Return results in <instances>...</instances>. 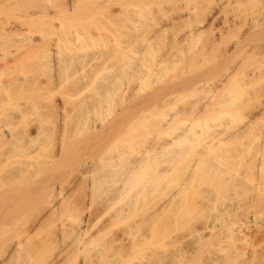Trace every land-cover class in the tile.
Returning <instances> with one entry per match:
<instances>
[{"label":"bare ground","instance_id":"1","mask_svg":"<svg viewBox=\"0 0 264 264\" xmlns=\"http://www.w3.org/2000/svg\"><path fill=\"white\" fill-rule=\"evenodd\" d=\"M24 1H28L25 2L27 6L29 2L31 4L29 7H25L21 9L23 10V12L19 13L20 10H18V7L20 3L24 4L22 0H0V51H4L5 53L6 51H8L12 53L10 51L12 47L13 51L16 52L14 50L15 46L16 49L20 48L18 44L23 42L22 45H26V44L29 45V46H25L26 48L24 53L22 55H20L21 54L20 53L18 55L20 57H18L17 54L13 53L16 57H14L13 54H11L10 57L12 56V58H10V60H13L15 62V60H17L18 58L20 60L24 58H28L29 60L32 61V63L29 62L31 63V66H34L33 62L35 61L37 63L38 69L30 66L31 68L34 69H31L29 72H31L32 70L33 71L35 70V72L36 70H39L43 72L41 74L46 75V77L48 78L51 77L56 78L61 74L64 75V72L66 73V69L71 65L72 61H74L75 58L73 54L68 55V53L69 51L71 52L75 49L72 46H75V39L77 38L80 39V36L75 35V33L72 34L74 31L70 33V35L72 34V36L68 34L58 35L57 41L54 40V45L52 44V46L50 45L51 43L50 44L47 42L42 43L41 41H38L39 39L37 40L34 38L36 40L35 42V40L32 39L33 36L32 38H30V36L28 37V35L29 33H32V28L33 31L36 29L35 27L37 23L35 24L34 21L37 22L36 20L40 16V15L37 16L38 11L35 10L38 9L37 3L40 4L41 11L43 10L45 13L46 12L48 13V11L50 12V8H52L53 6L52 5L53 0H39L40 2L37 1L36 4L35 2L33 3L34 0H24ZM116 1L120 4V6H117V8L120 7V9L118 8L117 11L120 14L116 12V15L118 14L116 20H118L119 22L117 21L116 24L114 23L115 24L114 31L116 30L115 28H118L117 31L114 32V35L115 33H118L121 29H124V27L126 26L128 27L130 25L129 23H131L130 26L132 28H130V26L129 28L126 27L127 29H131L130 33H127L128 37L126 36L128 39L124 35L126 34L125 31L129 32L127 29L125 31L121 30L119 32V33L124 32L123 35L119 33L118 35H115V38L117 36V39H115L114 41L116 45L115 62L117 65L114 66L115 68L113 67L114 71L112 73H101L99 75V76H103L104 81L98 83L94 87L96 89V91L94 92L96 93L97 96L95 95L94 98L95 101H92L91 106L86 105L87 103H83L78 108V120L76 122L78 125V127L76 128L77 132H73V133L71 132V134L68 135L67 131L64 129L67 115L62 113L63 108L61 109V107L58 106V104L53 102L50 104L48 102L49 105L46 104L47 105L45 106L46 110L44 109L45 113L44 114L41 113L40 119L38 121L39 123H38L37 131L39 133L44 132L45 131L44 126L48 124L56 125L58 123L60 127V129L58 130V135H59L58 139L56 138L57 141L59 142L55 143L56 145L54 144L56 149L53 150L54 147L52 146V148L49 150V153L46 154V156L43 159L41 158V163L43 162L42 164L44 167L45 165L48 167L52 166L53 164H55L65 156L66 146L68 145L67 140L71 141L72 135H74L72 136L74 138L76 135H78L79 138L82 136L80 139L91 140L97 147V150L91 155L92 157L90 158L89 161L88 160L86 162L83 161L84 163L82 162V164L78 166L76 165V167L73 169V172L75 173V177L72 178L71 183L73 184L71 185L69 184L70 188L74 186L73 194H65L66 192L64 193L65 188L63 187V183L56 184L52 179H48V178L43 180L42 184L40 183L39 186L31 185L34 183L28 184V186L26 185L24 189H21L22 191L19 189L21 186H19V188H17L18 185L15 186L16 185L15 182H17V184L20 183L22 177H24L22 178V180L25 179V181L23 182L26 183L27 180L26 178L31 177L32 179V177H35L41 172L39 169L40 165H42L40 164V161L38 160L39 161L38 162L35 159L38 162V164H40L37 165V163L34 162L35 160L33 159L31 160V157L33 155L32 151L23 148L24 145L27 146V142L28 144H30L32 141L34 142L36 140L38 136L37 135L38 132L36 131V133L32 135L29 131L23 129L25 127L22 128V130L24 131L22 130L19 131L18 129L16 130L17 124L11 119H9L11 118V116H9L6 120L0 119V150H4L3 152L0 151V196H4V202L2 199L3 197L1 198L2 200L1 202L3 203V205L5 204V206L3 207L5 208L3 209L4 213L0 219V264H66V262L67 264H100V259L103 257L104 253L108 251H112L117 256L125 254L130 247L129 237L130 238L131 236L135 237L140 227H143L146 231V233L143 234L144 236L143 242L146 245L143 246V253L141 259L138 262L132 264H186L193 261L194 257L199 253V250L204 245L209 246L207 250V255L202 262L196 261L195 262L196 264H225V261L228 258L230 259L232 257L235 260H239L240 257H243V260L240 261V264H245L244 262L247 263L249 261H253L257 257V254L253 252L247 254L243 247L246 241L245 240L246 233L244 231V227L246 224L245 221L237 222L235 220H226L224 218V214L228 213L229 210L225 209L222 212H216L215 211L216 209H213L212 204L209 203L210 199L207 194L203 195L204 199L203 201H201L200 204L192 203L190 199L187 197L188 193L193 192L197 187L201 186L200 182L206 181L213 174H216L213 170L216 169L218 162L216 163L214 162V156L212 155V152L210 150L204 149L205 142L208 141L213 142V138L208 141L202 140V135H204L205 130L208 129L206 126L210 124L209 122L207 123L205 119L196 117V120L193 121H189V122H186L184 120L181 121V123H178L176 127L177 130L175 131L167 130L168 131L167 134L170 136V138L161 144V148L163 152L162 156H164L165 157L164 159L167 160L166 162H168V166L162 169L161 171H159V173L155 176L157 178H153V177H148L147 172L150 167L149 158L155 147H152L153 145H151L150 143L144 144L139 148L138 146H136L138 143L136 145H134L135 143L133 144L132 140L134 137L133 136L134 131L131 130L132 129L131 127L129 128L130 126L129 124L127 126L129 129L125 127L127 123H130L131 121L129 122L127 121V123H125L124 126L125 128H123L122 130L123 131L126 129L127 131L131 130L132 134L130 131H128L124 133L125 136L123 135V138H121V136L116 137L113 133H110V131L108 132V131L100 130V128L96 124V121H102L103 118L105 117L106 111L102 107L104 101L110 103L112 101L111 99L113 98V96H115L116 98L118 97L117 94L120 97L124 98V93L127 91L126 86L124 85L126 79H129L131 81L133 80L129 84L131 83L134 84L135 81L139 82V84L135 82L136 85L131 84L133 85V88L134 86L137 88L138 86H140L139 88L143 89L142 88L143 85L149 83L148 82L149 80L151 81L152 79H154L153 76L157 75L159 77V73H161L164 70V68L166 69L164 65H160L159 63L158 64L156 63L154 66H149L147 64L149 58H147L148 59L147 61L146 52L147 50L149 52V46L152 43L153 37L154 36L156 37V35L158 36L161 32L163 33V31L165 32L166 29H167L166 31H168L169 28H171L173 31L175 30L177 31L176 38L175 39L173 38L174 41L172 40V44L176 43L175 44L176 46L181 44V46L179 45L180 47H185V46L188 47V45L186 44L191 43L190 48H192L194 47L193 46L194 43L200 42L201 45L206 46L205 48L207 47L209 48V46L211 45L214 47V45L217 43L224 44V46L221 45L222 47H220V50L218 49L220 53L217 51L219 55H217L216 54L217 52L215 51L216 52L215 54L217 55V59L215 57L216 63L217 62H218L217 64L219 63L222 64L223 62L224 64L226 63L225 66H223V70H221L220 75L218 74L219 76V77L217 76L218 79L215 78L214 79L215 81H213L216 82V84L214 83L215 85L213 84L214 86H211V89L210 86L209 88L208 87L203 88V86L202 87L194 86L190 88L192 89L191 90L192 92L188 88L190 91L189 93H192L193 98L194 99L195 97L197 98V101L194 102L197 103L195 104L196 105L195 109L197 110L194 111L196 114L200 111L201 112L204 111V109H207V111L217 109L218 107H219L218 109H220L222 108L221 106L224 103L227 105L230 102L229 99H231L232 101V99L234 98L237 99V97L244 94L243 93L244 90L240 88L241 87L240 84H237L238 82L241 83V81H237V80H242V82H245L246 80L244 84L247 85L246 84L247 81L248 83L249 82L252 83L251 80L249 81L248 78L255 77L256 80V77L260 78L261 75L264 74V68L262 69L261 72L260 71L258 72L256 70L257 66L254 67L255 64L256 65L258 64V66L261 63L262 65L264 64L263 61L261 63L258 62V60L262 57V54L264 56V39H262L264 38V34L261 39L256 37V34H259L260 29L264 26L263 23L261 22L264 19V7H263L264 0L263 1L260 0L261 2L260 5L263 3L261 7L259 6L260 8L258 7L256 9L255 8L256 5H253L254 6L253 7L252 4H251L252 9L246 8L248 10L247 12L250 13L248 15L252 14L250 19H249L250 16L248 17L247 14H245L246 16L244 15L241 17L242 20L240 19V17L236 16L240 20L237 21L235 17L234 19H231L232 21H230L229 24H226L225 26L226 29L224 31L219 30L221 27L218 29L217 27L214 26V22L218 19L217 14L222 9L221 0H198L199 2L195 0V5H196V1H197V5L200 4V1L202 2V4L204 2L205 5H203V7L199 5L201 8L196 5L198 7L197 8L194 5V2L192 5L191 4L189 5L188 3L189 1L191 2V0L189 1L186 0V2L188 1L187 3H183L181 0H176V3L179 2V4L177 3L178 5H176L175 2H172L173 3L172 5L173 6L176 5L178 7L179 12L174 13L175 14V15L173 14L174 17H170L167 19H165V16L164 19H162L163 16L161 15V12H163L164 9L163 10L158 9V10H162L159 13L157 9H154L152 7L154 5L152 3H151L152 4L151 8L153 11L151 9H147L149 7L146 6H145L146 8H144V6L142 8L138 6L141 9L137 8L136 6L135 8L132 9L131 8L132 6L134 7V5H137L135 3L134 5L129 4V7L127 3H125V6L127 5L126 6L127 8L125 7L126 9H124L123 7L124 0H116ZM180 1L182 3H180ZM224 1L227 2L225 5L227 7L229 4H234V5L237 4L235 7L238 6L237 8L239 10L234 8V6L232 8L230 7L231 10H235L238 12L241 11L242 13V11H244V8L242 10L240 5H245L244 7H246V5H249L251 2H255L256 0H223L222 3ZM136 2L139 3L138 0ZM163 2L162 3L159 2V3L163 4ZM157 3L155 5V8H157L156 7ZM166 4H169V2H166ZM166 4L164 2L163 5L166 6ZM255 4L259 5L258 0L257 3ZM172 5H169L170 7H168V10H171L169 8H171ZM173 6L172 8L174 9L175 7ZM219 6L220 8L218 11ZM143 8L145 12L147 11L149 12L151 10L150 11L151 14H154L155 13L154 10H157L158 11L157 13L159 15L158 14L155 15V17L158 16L159 18L160 15L162 17L160 16L161 19L159 18V20L156 19L157 21L155 20V23L153 20L154 24L152 25L154 26L150 27L151 34L147 33L146 35L148 36L147 37L145 36L143 37V39H141L142 40L141 47L134 48V44L137 43V37L139 38V36L137 35L142 34V32L146 31V29L144 28L145 26L144 23L146 19L149 18L148 16L146 18L145 14L142 11ZM123 10L125 11V14L126 11L128 10L127 11L128 15L123 14L124 13ZM41 11L39 13H41ZM65 12H67V9ZM129 12L132 13V15L133 13L136 15H134L133 17ZM238 12H236L237 15ZM171 14L172 13H170V15ZM124 15L128 19H126ZM36 16L37 19L35 20ZM150 17L152 18L153 16ZM118 18L120 19L124 18L125 21L124 20L121 21L122 19L120 20ZM116 20H114V22ZM149 20L152 21V19L150 18ZM126 21L127 23L129 21V23L127 25H124ZM148 22L150 21L147 20L146 25L149 24ZM120 23L123 24L120 25L122 27L119 26ZM261 23L263 26L261 25ZM33 24L35 25V27H32ZM39 24L41 25V21H39ZM244 24H247L246 27L248 26L246 29L245 27L243 28ZM257 26L259 31L257 33L256 31L255 32L253 31L254 33L253 35L251 30L252 29L256 30ZM225 27L222 28L224 29ZM56 28L57 27H55V31L56 30L57 31L55 32V34L58 32V29ZM43 29L44 27H42V31ZM141 29H144V31L142 30L140 33L137 32L138 34L135 33V31ZM242 29L245 30L242 31ZM52 30L54 29L52 28ZM261 30L263 31V29ZM133 32L135 35H132ZM175 32L174 34L172 32L171 33L175 35ZM249 32H251V34L254 36L253 38L256 39L258 38L257 40L254 39L255 40V41L253 40L254 42L251 41L252 43L250 45L248 44L249 42H247L248 40L247 38L249 37L247 36V33ZM123 37L127 41L124 40ZM58 40H62L61 42L62 44L59 43ZM77 42L76 45L78 44ZM91 42H92V46L93 44H96V42L94 41ZM87 43L89 44V41ZM84 44H86L85 41L81 45L83 46ZM174 48L175 50L178 49L177 47ZM185 48L182 49H184L186 52ZM214 48L210 47L211 50L210 49L206 50L203 48V50L206 51V53H208L207 51L211 52L213 51L212 49ZM63 49H69V51L67 50L68 52L64 53ZM178 50H176L177 53L179 52ZM193 50L196 51L197 49L196 50L193 49ZM100 51L101 50H99V52ZM204 51L201 52L205 54ZM238 51H240L242 55L244 54L242 51L247 52L249 56L252 54L255 56L258 55V60H257L258 63L254 62L256 60L253 61L250 60L252 61V63H255L253 66H251L252 67L251 69L254 70L247 68L249 69V71L246 69L245 71L247 72L245 71L242 72L243 69L241 67L242 71L240 72L238 71L240 70V68L237 69V67H240L238 65V63H240L238 62L239 60L236 59V61L235 60L232 61L234 54L235 53L239 54ZM185 52H183L182 54H173L174 52H171L172 54H169L171 60L167 56L169 58L168 61L173 64L185 63L187 61V59L184 57L186 56V54L183 55ZM73 53L75 54V52ZM100 53L103 52L101 51ZM7 54L8 53H6V55ZM193 54L194 53L189 55L193 56ZM215 54L214 56H216ZM241 54L239 56H242ZM248 55L245 53V56L248 57ZM199 56L202 57L201 54ZM92 57L97 58L95 54H92ZM195 57L196 54L194 55V58ZM194 58H190V60ZM262 58L264 59V57ZM207 59H211V58H204L203 61L204 60L206 61ZM194 60L196 62L200 61V60H196V58ZM3 61H4V66L5 65L7 66L9 61L2 60V62ZM15 63H12V67L13 64ZM152 64L153 63H151V65ZM2 66L3 63L2 65H0V67L2 68ZM9 67L11 68V64ZM186 68L187 67L185 66V69ZM3 70H1V72ZM28 70L29 69H27V71ZM31 74L33 76H29V75L27 76L33 78L35 75L32 72ZM85 76H86L85 71L76 74V78L77 77L79 78L77 79V82L75 84V87H77V94H79L78 92L81 91V87H84L83 85H81L79 80L81 78H84ZM29 77H27L28 79L27 78L25 79L30 83L32 79H30ZM160 77L162 78V75ZM36 78H38V75H36ZM124 78H126L125 81L123 80ZM182 80L185 81V77ZM35 81L34 84L38 83L37 80ZM234 81L235 82L237 81L236 86L237 88L238 85L240 86L238 89L242 90L241 92H235V90H233L234 86L228 87L229 84H234ZM9 82L10 81L8 80V82L6 81L0 83H4L5 86V87L3 86L4 88L6 87L8 88L9 85L10 91H12L10 87L11 83L6 84ZM16 82L17 83L21 82V80L17 79ZM16 82L15 83L12 82L14 88L16 87L15 85H17ZM21 84L22 82L20 84L18 83L19 86ZM128 87H130V85H128ZM137 88H134L136 91L133 89L134 92L133 91L132 92L133 93L137 92L138 91ZM181 88L182 89H180L179 87V89L178 88L177 89L180 91L185 90L183 89V87ZM83 89L84 88H82V90ZM173 89L176 88H172V92L170 93H177L175 94V96L179 95L178 93H180V91L175 92ZM167 90L168 89H166L165 91ZM130 91H128L130 95H134ZM163 91L159 93L161 94ZM1 92H0V97L2 96ZM129 93L126 92L125 94L129 95ZM184 93L186 94V90L181 94ZM189 93H187V96ZM6 94L4 96H6ZM168 94L163 95L162 93V96L165 95L167 96ZM9 95H11V93ZM218 95L224 98V100H222V98L219 97L222 101L213 102L212 98L213 97L216 98L215 96L218 97ZM4 96L0 98V114L3 113L2 112L3 107L5 105L3 103ZM7 100H9L10 103L11 100L10 99ZM226 101L228 103H226ZM15 103L16 102L14 101L13 106L11 108H9L10 105L9 106L7 105L9 111H11L10 109H12L15 106ZM18 105H17V110H15L14 108L13 110L19 112L17 114H20V112L22 111L24 112V110H22L23 108L22 106L20 107L19 103ZM226 105H223V107L224 106L227 107ZM7 106L4 109V114H8V113L10 114L13 111L12 110L11 112H8L6 110ZM257 109H258L257 113L255 112L252 116L250 115L251 117L249 116L250 118L248 119V121L246 120L245 121L246 123H243L242 125L243 128H247L251 126L254 123L255 119L261 117L262 114L264 115V100H261L259 102V105H257ZM222 111L225 110L221 109V113ZM212 113L213 114L211 118H213L214 114L218 115L217 113L214 112ZM12 114H14V111ZM177 114L178 113L176 112L175 115ZM173 118H174L173 116H170V118H164L165 120L164 124L168 125L169 127ZM222 118L223 115H219L215 118V120H219L218 124L220 123L221 125L222 124L225 125L226 122L222 121ZM214 124L218 125L216 123ZM195 127H199V129L196 130ZM122 130H120L121 133L123 132ZM78 133L82 135H79ZM119 138L121 139L117 141ZM263 139H264V123L262 122V127L260 128L261 145L263 143ZM37 141H41V139L39 140L37 139ZM131 141L132 144L130 143ZM18 145L21 146L22 148L21 152L22 155L25 157V160L22 159L24 157H22L20 161L19 159L18 160L15 159V161H19V162L18 163L16 162L17 165L14 164L15 161L12 162L14 165L13 167H11L10 166L11 165L10 163L12 161V160L10 161L11 153L12 151L17 150ZM133 145L137 149L133 148ZM175 145H178V149H173ZM29 146L30 145H28V147ZM189 149H193L194 155L197 156L201 155L204 157L202 159L196 158L191 161H188L185 167L186 170L177 179V181H175V185L172 186V180L170 177L175 169V167L172 165V161L180 162L181 156H185L186 154L190 153ZM259 151L261 150L258 149L257 152L255 151V153L251 156L249 162L247 161L248 163H246L248 167L247 168L249 172L248 177L250 182H253L254 180L257 179L263 162L262 159H260L261 156L258 155ZM48 167H46V169ZM42 173H44V171H42ZM27 175L30 176L28 177ZM44 175L45 174H43V176ZM73 175L74 174H72L71 176ZM14 177H18V181ZM12 179L14 180V182H10V180ZM70 179L71 177L69 178V180ZM158 179H160L165 183L163 192L161 193L158 200L154 204L149 206L148 210L144 215H142V217H139V219H131V221H128V223L123 228L120 229V234L110 233V234H106L105 237H99L98 235L89 233V226L91 223L90 219L94 214V210L92 208V204L94 202V198H93L94 193L100 192L99 194H97L100 196V201L98 202V204L100 203L101 207L103 208L115 207L118 204V206L115 207L113 217L116 220H124L131 214V210L136 205L137 199L141 194V191L137 190L136 187H139L141 190H144L147 187V183H150V186L152 188H155L156 186H158L157 184ZM245 181H248V179H246ZM8 183L9 185L15 184L14 185L15 187L4 188L5 185L7 186ZM68 183H70V181ZM208 191L209 190H207L206 188L202 189V193L203 192L207 193ZM234 209L235 206L233 205L232 210L234 211ZM190 212H195L198 215V217L199 216L202 217V219L200 218L202 222H200L199 225L196 224L197 225L196 226L195 224L188 223V227L190 224V226L192 225V227H190L192 229L189 230L187 228L189 232L187 230V233L185 235L184 234L181 235L178 233L170 235L169 233L166 234V236L159 243L153 240L155 231L158 226H168L172 223L181 221L182 217L186 216ZM63 215H65L66 218H62ZM42 227H46V233H44L45 235L43 237L36 238L35 237L36 233ZM13 232L14 234L12 236H8V234ZM41 248H45L46 256L36 260V255L38 254Z\"/></svg>","mask_w":264,"mask_h":264},{"label":"rangeland","instance_id":"2","mask_svg":"<svg viewBox=\"0 0 264 264\" xmlns=\"http://www.w3.org/2000/svg\"><path fill=\"white\" fill-rule=\"evenodd\" d=\"M37 1L39 0H34L33 3L35 2V4L37 3ZM135 1V2H134ZM137 0H124L123 2V7L124 9H126L127 5L129 7V4L134 5V7L132 6L131 8H135L137 6V8H139L138 6H140L141 8L144 6V8L149 7L147 9H151L152 4H154L152 7L154 9H166L167 6V11L163 10V12H161V16L162 19L170 18V17H174L173 14L174 13H178V7L176 5L179 4V2L176 3V0L172 1V0H164L165 4L166 2H169V4H164L163 0H138V2H136ZM152 1V2H149ZM183 3H187L186 0H181ZM180 1V3H182ZM198 1V0H197ZM197 1H196V5H197ZM223 0H221V5H222V9L219 11L220 6L218 7V14H217V20L214 22V26L217 27L219 30H225L226 29V24H229L230 21H232L231 19H235L238 21L241 19L242 16H244L245 14H250L248 13L247 9H252L253 5H256L255 8L257 9L259 6L261 7L262 4L260 5V0H258V4L257 0L255 2H251L249 5H246V7H244L245 5H240L242 10L244 8V11L238 12L235 10H231V8L234 6V8L238 9L237 7H235L237 4H227V2H223ZM263 1V0H261ZM22 2H28V1H24L22 0ZM40 2V1H39ZM130 2V3H129ZM154 2V3H153ZM158 2H163V4L157 3V8H155L156 3ZM175 2L176 5H172ZM192 2V3H191ZM191 2L189 1V5L193 4L195 5V0H191ZM199 2V1H198ZM264 2V1H263ZM116 0H53L52 2V8H50V12L48 11V13L44 12L43 10L41 11V7L40 4L37 3V8L35 9L37 10V16H39V18L37 19V16L35 18V20L37 22L34 21L35 25L33 24L32 27H35L37 31H33L32 28V33H29L28 37L30 36V38L32 39H39L38 41H41L42 43H51L50 45L52 46V44L54 45V40L57 41L58 39V35H64V34H68L70 35L71 32H73L72 34L75 33V35L80 36V39H75V46H72L73 48H75L74 50L76 51H69V49H63L64 53L68 52V55L73 54L75 56L74 61H72L71 65L66 69V73L64 72V75L61 74L56 78H48L46 77V75L41 74L43 73L42 71L39 70H35L31 71L34 74L35 78H30L29 76H33L31 74V72H29L31 69H38L37 67V63L34 61L33 65L31 66L32 61L29 60L28 58H24L22 60H20L19 58L17 60H15V62L13 60H10V58H12V56L10 57L11 54L15 53L17 54V56L20 54L22 55L25 51V46H29V45H22V43L18 44L20 48L16 49L15 46V51H13V48L11 47V52L6 51V53H8L6 55V53L4 51H0V65L4 66V61L2 62V60H8V64L7 66L5 65L4 67L2 66V68L0 69V82H8V80L10 81L9 83L6 84H10L12 91H10L9 85L8 88H4V83H0V92L2 94V96H4L6 93L9 94L11 93V95H7L4 96L3 99V103L5 104L3 107V113L0 114V119L6 120L9 116H11L12 121H14L17 125H16V130L18 129L19 131L22 130L23 128L24 130L29 131L32 135L36 133V131L38 130V121L40 119V115L41 113H45L44 109L46 110L47 106L46 104L50 103H56L58 104V106L61 107L62 109V113L66 114L68 116H66V124H65V130L67 131L68 135L71 134V132H77V120H78V108L80 107L81 104L83 103H87L86 105L91 106L92 101H95V95L96 93L94 91H96V89L94 88L98 83L103 82L104 78L103 76H99L101 73H112L114 71L113 67L116 64V59H115V53H116V45L114 43L115 39H117V36L115 38V35H118V33L122 30H126L127 28H129V26L131 25V23L127 28L124 27V29H119L118 33L114 32L117 31L118 28H115L116 30L114 31V25L117 23L118 20L117 16L118 14H120L118 11V8L120 9V7L117 8V6H120V4L118 3ZM125 3H127V5L125 6ZM151 5H150V4ZM171 3V4H170ZM254 3V4H253ZM20 3L18 10L19 13H22L23 8L25 7H29L30 6V2L27 4H23ZM252 4V6H251ZM150 5V6H148ZM169 5H172L173 7H175L174 9L169 8L171 10H168V7H170ZM195 5V6H196ZM203 7L204 2L202 4V2L200 1V4H198V7ZM24 6V7H23ZM146 6V7H145ZM196 6V7H197ZM225 6V8H224ZM239 6V7H240ZM249 6V8H248ZM36 7V6H34ZM126 7V8H125ZM161 7V8H160ZM164 7V8H163ZM197 7V8H198ZM200 7V8H201ZM231 7V8H230ZM254 7V6H253ZM259 7V8H260ZM264 7V4H263ZM136 8V9H137ZM139 8V9H141ZM144 8L142 9L143 13L145 14L146 18L147 16L152 19L149 20V18H145L146 21H150L148 22L149 24L146 25V21H145V27L146 31H144V29L135 31L136 34H138L137 32H141L142 30L144 32H142V34H138L137 36H139V38L137 37V43L134 44V48H139L142 46L141 43V39H143V37H147L148 35H146L147 33L151 34V28L152 24L155 23V20L159 18L161 19V17L156 16L159 11L162 10H154V14H151V10L148 12H145ZM199 8V9H200ZM233 8V9H234ZM247 8V9H246ZM67 9V12H65ZM175 11L173 12L172 11ZM254 9V8H253ZM65 10V11H64ZM130 10V8H129ZM177 10V11H176ZM239 10V9H238ZM241 10V9H240ZM41 11V13H39ZM128 11V10H127ZM126 11L123 10V14L128 15ZM153 11V10H152ZM169 11V12H168ZM116 12L118 13L116 15ZM236 12H238V15L236 14ZM250 12V11H249ZM130 13V12H129ZM164 15H163V14ZM166 13V14H165ZM170 13H172L170 15ZM241 13V14H239ZM48 14V15H47ZM122 14V17H123ZM132 15V13H130ZM129 14V15H130ZM151 14V15H149ZM170 16H169V15ZM124 15V16H125ZM133 13V17H134ZM159 15V14H158ZM175 15V14H174ZM177 15V14H176ZM241 15V16H239ZM150 16H153L152 18ZM240 17V19H238V17ZM246 16V15H245ZM250 16V17H249ZM251 15H248L249 19L251 18ZM126 19H128L125 16ZM130 18V17H129ZM132 18V17H131ZM120 19V18H118ZM122 19V20H121ZM121 21H125L124 18H121ZM244 19V18H243ZM114 20H116L114 22ZM154 20V23H153ZM242 20V19H241ZM39 21H41V25L39 24ZM157 21V20H156ZM228 21V22H227ZM24 22V21H21ZM119 22V21H118ZM264 25V19L261 21ZM115 23V24H114ZM123 23V22H121ZM119 24L123 25V24ZM127 21L125 22L124 25L128 24ZM151 23V24H150ZM261 23V25H262ZM39 24V25H38ZM143 24V25H144ZM63 25V26H62ZM118 25V24H117ZM247 24L243 25V28L245 27V29L248 27H246ZM260 25V24H259ZM262 25V26H263ZM39 26V27H38ZM118 26V27H119ZM149 26V27H148ZM42 27H44L43 31H42ZM55 27H57L56 29H58V32L55 34ZM122 27V26H120ZM214 27V28H215ZM222 27H225L224 29ZM52 28L54 30H52ZM130 28H132L130 26ZM150 31H149V29ZM148 29V30H147ZM171 29V28H169ZM165 32L163 31V33L161 32L158 36L156 35V37L154 36L152 39V43L149 46V52L147 50L146 52V59L149 58V61L147 59V64L149 66H154L156 63L160 64V65H164L166 67V69L164 68V72L162 71L161 73H159V77L157 76H153L154 79H152L151 81L149 80V83H146L145 85H143V89L139 88L140 86L135 87L137 88V92H134V88L133 85H136L135 82L133 85L129 84L130 82H132L129 79L124 78L123 80L126 81L124 82L125 86H126V92L129 93L128 91H130L131 93H133L134 95H129L124 93V98L120 97L117 94V98L115 96H113V98L110 100L111 102L108 103L107 101H104L102 104L103 109L106 111L105 113V117L103 118L102 121H96V124L98 125V127L100 128V130H104V131H110V133H113L116 137H120L123 138V135L125 136L124 133L130 131L132 134L133 130V144L137 145L138 148L141 147L144 144H148L150 143L151 145H153L152 147H155V149H153L152 154L150 155L149 158V163H150V167L148 169V177H153V178H157L155 177L159 171H161L162 169H164L165 167L168 166V162H166L167 160H165L164 156H162V148H161V144L168 140L170 138V136L167 134V130L169 131H175L177 130V125L178 123H181V121H193L196 120V117H200L203 118L207 121V123L209 122L210 124H208L206 127L207 130H205L204 135H202V140H210L213 138V142H205L204 144V149L205 150H210L212 152V155L214 156V162H218L216 169H214L213 171L216 174H213L210 178H208L206 181H202L201 186L197 187L193 192H190L187 194V197L190 199V201L194 204H200L201 201H203L204 194H207L209 199H210V204H212L213 209H216V212H222L225 209H228V213L224 214V218L226 220H235L237 222L240 221H245V227H244V231L246 233V237H245V243L243 245L244 250L247 254L249 253H255L257 254V257L253 260V261H249V262H244L245 264H264V139H263V143L262 145L260 144V128L262 127V122L264 123V115L262 114L261 117H258L257 119H255L254 123L247 127V128H243L242 125L243 123H246L245 121L248 119L256 112L257 113V105H259V102L261 100H264V74L261 75V77L257 78L255 80V77L253 78H248L249 81L251 80L252 83H248L247 81V85H245L244 83L246 82V78L244 79L245 82H242V80H237V81H241L237 83V81H234V84H229L228 87H233L232 89L235 90V92H241L242 90L238 89L240 86V88H242L244 91L241 96L237 97V99H229L230 100V104L226 101V103H228L227 105L224 103L223 105H226L227 107H223V105L221 106L222 108L220 109H214L211 111H207V109H204V111H200L197 114L194 112L197 109L196 105L197 103H194L195 101H197V98L195 97V99L193 98L192 93H189L192 89V87L194 86H200L203 88L204 87H208L210 86H214L216 84V82L214 79L217 78L218 79V74L220 75L221 70H223V66H225L224 62L221 64H217L215 57L217 59V55L220 47H222L221 45L224 46V44H215L214 47L211 45L209 46V48H205L206 46L201 45L200 42L197 43H192L194 47L190 48L191 43L186 44L188 45V47H180L181 44L179 45H175L176 43L172 44V40L173 38H176V33L177 31H173L172 29ZM177 29V28H176ZM245 29H242L245 30ZM264 31V26L261 28ZM260 29V31L258 30V26L256 28V30L252 29L251 32L254 35L253 31L256 33L259 31V34H256V37L258 38H262L264 32ZM129 32H126L125 37H128L127 33H130L131 29H127ZM149 31V32H148ZM53 32V33H52ZM175 35H173L172 33ZM251 32L247 33V36H249L247 39V42H249L248 44L250 45L252 42H254L255 40H257L256 38H253L254 36L251 34ZM124 33V32H123ZM123 33H119L122 34ZM262 33V36H261ZM72 34L70 36H72ZM74 35V37H75ZM132 35H135L134 32ZM173 35V36H172ZM258 35V36H257ZM150 36V35H149ZM56 37V38H55ZM122 37V36H121ZM126 37V38H127ZM251 37V38H250ZM124 38V37H123ZM122 38V39H123ZM34 39V40H35ZM128 39V38H127ZM255 39V40H254ZM264 39V38H262ZM78 40V42H77ZM80 40V41H79ZM124 40H126L124 38ZM254 40V41H253ZM59 43L62 42V40H58ZM85 41L86 46H82L81 44H83V42ZM89 41V44L87 42ZM94 41L96 42V44H93L92 46V42ZM127 41V40H126ZM174 41V40H173ZM252 41V42H251ZM36 42V40H35ZM76 42L78 43L76 45ZM98 42V43H97ZM151 42V40H150ZM200 43V45H199ZM221 43V41H220ZM25 44V43H24ZM62 44V43H61ZM91 44V46H90ZM219 44V45H218ZM247 44V45H248ZM22 45V46H20ZM89 45V46H88ZM184 45V44H183ZM182 45V46H183ZM219 47H217V46ZM62 46V45H61ZM179 46V48H178ZM18 47V46H17ZM54 47V46H53ZM174 47H177L179 52L177 53V51L175 50ZM196 47V48H195ZM210 47L214 48L212 49L213 51H207L208 53H206V51L203 50L206 49H210ZM186 49V52L184 49ZM188 48V50H187ZM217 48V49H216ZM193 49H197L196 51H194ZM219 49V50H218ZM68 50V51H67ZM99 50H101L103 53H100ZM181 50V51H180ZM193 50V51H192ZM211 50V49H210ZM19 51V52H18ZM189 51V52H188ZM201 51H204V53H202ZM217 53H216V52ZM75 52V54L73 53ZM171 52H174L173 54H182L183 52H185L183 55L186 54V56H184L187 61L183 64H173L170 63L168 61V59L170 58L169 54H172ZM181 52V53H180ZM193 54V56L189 55V54ZM239 54H234L232 61L236 59L239 60L238 65L240 67H237V69L240 68V70H238L239 72L242 71L241 67L243 69L242 72H244L247 68H252L251 66H253L255 63H261L263 61L264 63V59L260 55V59L258 60V55H248L247 52L242 51L244 54V56L240 53V51H238ZM63 53V54H64ZM188 53V55H187ZM217 55H216V54ZM220 53V52H219ZM245 53L248 55L245 56ZM92 54H95V56H97V58H93ZM196 54V60H200V61H195L194 59V55ZM202 55V57L204 58H211V59H207L206 61L200 57L199 55ZM214 54L216 56H214ZM242 56H239V55ZM251 54V53H250ZM5 55V56H4ZM9 55V58H8ZM14 57H16L13 54ZM169 58H168V57ZM172 56V55H171ZM253 56V57H252ZM257 58H255V57ZM13 57V58H14ZM20 57V56H18ZM166 57V58H165ZM7 58V59H5ZM33 58V57H31ZM190 58H194L191 59ZM246 58V59H245ZM245 59V60H244ZM159 60V62H158ZM171 60V58H170ZM250 60H256L254 61L255 63H252V61ZM258 60V62H257ZM13 67H12V63ZM157 61V62H156ZM234 61V63H235ZM6 62V61H5ZM31 62V63H29ZM115 62V63H114ZM153 63L151 65V63ZM161 62V63H160ZM172 62V61H171ZM11 64V68L9 67ZM186 64V65H185ZM224 64V65H223ZM241 64V65H240ZM9 65V66H8ZM29 65V66H28ZM173 65V66H171ZM237 65V66H238ZM264 65V64H263ZM261 64L254 65L257 66L256 70L259 72L262 71V69L264 68V66ZM34 68H31V67ZM185 66L188 68L185 69ZM189 66V67H188ZM262 66V67H261ZM9 67V68H7ZM30 67V68H29ZM253 67V68H254ZM259 67V68H258ZM7 68V69H6ZM83 68V69H81ZM115 68V67H114ZM245 68V69H244ZM261 68V70H260ZM5 69V70H3ZM27 69H29L27 71ZM75 69V70H74ZM259 69V70H258ZM1 70H3L1 72ZM184 70V72H183ZM249 71V69H247ZM254 70V69H251ZM85 71L86 76L84 78H81L79 81L81 83V85H83L84 87H81V91H79L77 94V87H75V84L77 82V79H79L78 77L76 78V74L78 73H82ZM180 71V72H179ZM88 72V75H87ZM223 72V71H222ZM247 72V71H245ZM28 73V74H27ZM26 74V77H25ZM29 75V76H27ZM36 75H38V78H36ZM162 75V78L160 77ZM218 76V77H217ZM29 77L30 79H32V81H30V83L28 81H26L25 78ZM151 77V78H153ZM185 77V81H183L182 79ZM187 77V79H186ZM150 78V79H151ZM189 78V79H188ZM193 82H192V80ZM17 79H20L22 84L19 86L18 83L20 84L21 82H16ZM28 79V78H27ZM37 80L38 83L34 84V81ZM216 79V80H217ZM39 80V81H38ZM129 80V81H127ZM243 80V81H244ZM17 83V85H15L16 87L14 88L12 85L13 83ZM36 82V81H35ZM128 82V83H127ZM139 84V82H136ZM194 83V84H193ZM215 83V84H214ZM237 84H240V86L238 85V88L236 86ZM137 84V85H138ZM214 84V85H213ZM128 85H130V87H128ZM193 85V86H192ZM244 85V86H242ZM4 86V87H3ZM7 86V85H6ZM18 86V87H17ZM3 87V88H2ZM14 89H13V88ZM180 87V89H182L181 87H183V89L186 90V94H181L183 92H185V90H178ZM236 87V88H235ZM82 88H84L82 90ZM130 88V89H127ZM134 90H133V89ZM172 88H176L173 89L175 92L176 91H180V93H178L179 95H176L177 93H170L172 92ZM178 88V89H177ZM190 91H189V89ZM213 88V87H212ZM245 88V89H244ZM140 89V90H139ZM162 89V90H161ZM166 89H168L167 91H165ZM171 89V90H170ZM188 89V90H187ZM207 89V88H206ZM231 89V88H229ZM238 89V91H237ZM164 90V91H163ZM240 90V91H239ZM8 91V92H6ZM133 91V92H132ZM136 91V90H135ZM163 91V95L164 94H168L167 96H162V93L160 94L159 92ZM173 91V92H174ZM183 91V92H182ZM188 91V92H187ZM158 92V93H157ZM192 92V91H191ZM137 93V94H136ZM157 95H155V94ZM187 93L188 96H187ZM259 93V94H258ZM160 94V95H159ZM185 95V96H183ZM190 95V96H189ZM1 96V97H2ZM97 96V95H96ZM0 97V98H1ZM7 97V98H6ZM216 98H212L213 102H219L224 100V98H222L220 95L215 96ZM221 97L222 100L219 98ZM12 98V99H11ZM15 98V99H14ZM10 99V103L9 100ZM15 106L13 107L15 110H17V105L18 103L20 104V107L22 106V110H24V112H20V114H17L19 112L10 109L11 111H9L8 109L11 108L13 106L14 101ZM228 100V101H229ZM5 101V102H4ZM13 101V103H12ZM194 103V104H193ZM17 104V105H16ZM48 104V105H49ZM10 105V107L8 108V106ZM193 105V106H192ZM7 106V111L11 112L10 114L8 112V114H4V109ZM19 106V105H18ZM45 107V108H44ZM194 108V109H193ZM109 109V110H108ZM221 109H224L225 111H222L221 113ZM220 110V111H218ZM217 111V112H216ZM178 113L177 115H175V113ZM212 112L217 113L218 115L214 114L213 118L212 117ZM23 113V114H22ZM142 114V115H141ZM225 114V115H224ZM175 115V116H174ZM219 115H223L222 121H225L226 124L225 125H221L220 123L218 124L219 120H215V118ZM251 115V116H250ZM170 116H173V120L170 123L169 127L168 125L164 124L165 120L164 118H170ZM227 116V117H226ZM250 116V117H249ZM142 117V118H141ZM225 118V119H224ZM215 122H214V120ZM127 121H131L130 123H127ZM125 123H127V125L125 126ZM214 123L218 124L215 125ZM128 124L130 125L129 128L131 127V130H122L123 128L127 127ZM45 125V124H44ZM125 126V127H124ZM62 128V126H61ZM128 128V127H127ZM128 128V129H129ZM45 131L39 133L38 131V136L36 138V140L33 142H31L30 144H28L27 142V146L24 145V149H27L29 151H32L33 155L31 157V160H39L40 164L41 163V158L43 159L46 154L49 153V150L52 148V146L54 147L53 150H55V143H58L59 141H57L58 139V130L60 129L58 123L56 125L54 124H48L44 126ZM116 129V130H115ZM196 130L199 129V127H195ZM22 130V131H24ZM122 130L123 134L121 133ZM136 130V131H135ZM112 131V132H111ZM114 131V132H113ZM118 132V133H116ZM121 134H120V133ZM79 134V133H78ZM135 134V135H134ZM76 135V134H75ZM82 135V134H79ZM118 135V136H117ZM71 136V135H70ZM74 136V135H72ZM71 141H68V145L66 146V154L63 158H61L58 162H56L55 164H53L52 166L48 167L45 164V167L40 164H38V162L35 160L34 162L37 163V165H40L39 169H40V175H36L35 177H31L30 178H26L28 180H26V183L23 182L25 181V179L20 180V183L17 184L15 186H17V188H19V186H21L19 189H24L25 186L31 183V185H35V186H39L40 183L42 184V181L45 179H52L56 184H60L63 183V187L65 188L64 193L65 194H73L74 191V186H72L70 188V185L73 184L72 182V178L75 177V173L73 172V169L76 167V165H80L82 164V162H86L87 160L89 161L90 158L92 157L91 155L97 150L96 145L91 141V140H87V139H80L78 135L74 137H72ZM57 138V139H56ZM121 138H119L117 141H119ZM37 139H41V141H37ZM56 140V141H55ZM132 141L130 142L132 144ZM34 143V144H33ZM55 144V145H54ZM28 145H30L28 147ZM133 145V148H136ZM262 146V147H261ZM261 147V148H260ZM189 148V147H188ZM137 149V148H136ZM173 149H178V145H175L173 147ZM260 149L261 151L258 152V155L261 156L260 159H262V165L259 171V175L257 177L256 180H254L253 182L249 181V172H248V167L246 165V163L249 162V160L251 159V156L255 153V151L257 152V150ZM52 150V151H53ZM0 151H4V150H0ZM22 148L21 146H17V150L12 151L11 153V157H10V161H11V167H13L14 164H16V162L18 163L22 157H24L22 155ZM190 153L186 154L185 156H181L180 157V162L177 161H172V165L175 167L172 175H171V180H172V186L175 185V181H177V179L182 175V173L186 170V164L188 161H191L193 159L199 158L202 159L204 156H197L193 154V149H189ZM14 152V153H13ZM16 152V153H15ZM35 153V155H34ZM14 154V155H12ZM43 156V157H42ZM15 159H19V161H15ZM25 160V157L22 158ZM164 159V160H162ZM198 159V160H199ZM15 161V162H14ZM23 161V160H22ZM44 161V160H43ZM248 161V162H247ZM14 162V164L12 163ZM45 162V161H44ZM81 162V163H80ZM83 162V163H84ZM17 165V164H16ZM36 165V166H37ZM38 167V166H37ZM46 167H48L46 169ZM44 169V170H43ZM42 171H44V173H42ZM220 171V172H219ZM47 172V173H45ZM52 172V173H51ZM49 173V174H48ZM51 173V174H50ZM43 174H45L43 176ZM72 174H74L73 176H71ZM53 175V176H52ZM28 176V175H27ZM30 176V175H29ZM28 176V177H29ZM52 176V177H51ZM51 177V178H49ZM71 177V179L69 180V178ZM15 179H17L18 181V177H14ZM13 178V179H14ZM34 178V179H33ZM10 180V182H14V180ZM20 179V177H19ZM31 179V180H29ZM246 179H248V181H245ZM34 180V181H33ZM16 181V180H15ZM31 181V182H30ZM37 181V182H36ZM70 181V183H68ZM70 184V185H69ZM158 186H156L155 188H152L150 186V183H147V187L144 190H141L139 187H136L137 190L141 191V194L139 196V198L137 199L136 205L134 206V208L131 210V214L124 220H116L113 215H114V210L115 207L118 206V204L115 207H108V208H103L101 207V204L98 202L100 201V196L97 195L100 192H96L93 195L94 198V202L92 204V208L94 210V214L92 215L91 219H90V226H89V233L91 234H95L98 235L99 237H105L106 234H110V233H117L120 234V229L123 228L128 221H131V219H139V217H142V215H144L146 213V211L148 210L149 206L154 204L158 198L160 197L161 193L163 192V188L165 183L163 181H161L160 179H158ZM13 184L9 185V183L7 184V186L5 185L4 188H10V187H15ZM62 185V184H61ZM23 187V188H22ZM207 189L209 190L207 193H202V189ZM22 191V190H21ZM97 195V196H96ZM72 196V195H71ZM103 196V194H102ZM3 197V198H2ZM1 198L3 199L4 202V196H0V202L2 201ZM92 198V201H93ZM235 206L234 211L232 210V206ZM5 206V204L3 205V203H0V219L3 216L4 210L5 208H3ZM2 209V210H1ZM198 209V208H197ZM197 211V210H196ZM67 213V212H66ZM138 217V218H137ZM62 218H66L65 215L62 216ZM202 217L199 216L195 213V212H190L189 214H187L186 216H183L181 221H178L176 223H172L168 226H158L156 231H155V235L153 237V240L156 241L157 243H159L165 236L166 234L173 235V234H186L187 230L192 229L190 227H192V225L188 227V223L191 224H200ZM194 225V227H195ZM197 226V225H196ZM188 228V229H187ZM188 230V232H189ZM46 233V227H42L35 235V237H43ZM146 233L145 229L143 227H140L137 235L135 237L131 238L129 237V241H130V247L128 249V251L120 256L115 255V253H113L112 251H108L106 253H104L103 257L100 259V264H132V263H136L141 259L142 253H143V246H145L146 244L143 242L144 241V236L143 234ZM14 234L10 233L8 234V236H12ZM127 241V240H126ZM132 241V242H131ZM46 248V247H45ZM45 248H41L38 252V254L36 255V260L43 258L44 256H46L45 253ZM209 246L208 245H204L202 246V248L199 250V253L194 257L192 262L186 263V264H196V261L202 262L203 259L206 257L207 255V250H208ZM243 260V257H240L239 260H235L233 257L232 258H228L225 261V264H240V261ZM224 263V262H222ZM67 264V262H66Z\"/></svg>","mask_w":264,"mask_h":264}]
</instances>
